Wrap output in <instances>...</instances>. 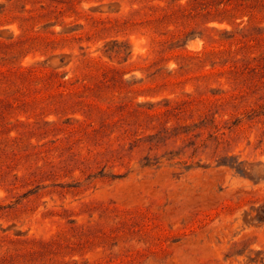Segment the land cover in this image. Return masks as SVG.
Returning a JSON list of instances; mask_svg holds the SVG:
<instances>
[{"label": "rangeland", "instance_id": "374dc122", "mask_svg": "<svg viewBox=\"0 0 264 264\" xmlns=\"http://www.w3.org/2000/svg\"><path fill=\"white\" fill-rule=\"evenodd\" d=\"M262 5L0 0V264H264Z\"/></svg>", "mask_w": 264, "mask_h": 264}, {"label": "trees", "instance_id": "16d2710c", "mask_svg": "<svg viewBox=\"0 0 264 264\" xmlns=\"http://www.w3.org/2000/svg\"><path fill=\"white\" fill-rule=\"evenodd\" d=\"M247 1H248V0H247ZM242 5H244V3H243ZM262 7H264V5H262ZM242 30H243V29H242ZM242 30H241V32H240L241 34H243V32H244V31H242Z\"/></svg>", "mask_w": 264, "mask_h": 264}]
</instances>
